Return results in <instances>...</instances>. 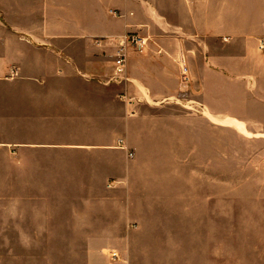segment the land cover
Returning <instances> with one entry per match:
<instances>
[{
  "label": "crops",
  "instance_id": "crops-1",
  "mask_svg": "<svg viewBox=\"0 0 264 264\" xmlns=\"http://www.w3.org/2000/svg\"><path fill=\"white\" fill-rule=\"evenodd\" d=\"M262 120L264 0H0V264H264Z\"/></svg>",
  "mask_w": 264,
  "mask_h": 264
},
{
  "label": "rangeland",
  "instance_id": "rangeland-1",
  "mask_svg": "<svg viewBox=\"0 0 264 264\" xmlns=\"http://www.w3.org/2000/svg\"><path fill=\"white\" fill-rule=\"evenodd\" d=\"M260 124L262 127H264V120L260 121ZM254 126H255L254 127L255 130H257V129L261 130L262 129L261 127H259V125L254 124ZM247 139L248 140L245 141V143H244V147H261L259 150L264 152V138L250 134L249 138H247ZM226 141H228V143H229V139L225 135L219 136V146L221 144V147H225ZM233 147H235V151H237L238 148L243 147V146H242L241 142L234 139L233 140ZM1 149L2 148H0V162H1V160H6V150H1ZM252 150L253 149L251 148V151ZM253 151H254V154H257L256 149H254ZM14 159H17V158H14ZM239 160H240V158L235 157L234 167H231L224 160L219 162V175H227V174H231L232 172L235 175H238V174H245V175L261 174V175H264V158L260 159V160L253 161L254 162L253 166H251V165L245 166V168H243L240 165L241 161H239Z\"/></svg>",
  "mask_w": 264,
  "mask_h": 264
},
{
  "label": "built area",
  "instance_id": "built-area-1",
  "mask_svg": "<svg viewBox=\"0 0 264 264\" xmlns=\"http://www.w3.org/2000/svg\"><path fill=\"white\" fill-rule=\"evenodd\" d=\"M149 46L148 38L142 37L138 34H127L118 41V47L115 54L116 74L115 80H127L125 77V66L130 51L143 52ZM188 80V72H183V81L186 83ZM112 258L118 259L117 253H112Z\"/></svg>",
  "mask_w": 264,
  "mask_h": 264
}]
</instances>
